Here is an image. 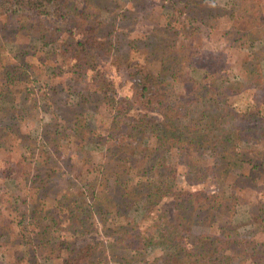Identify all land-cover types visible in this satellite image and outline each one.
I'll return each instance as SVG.
<instances>
[{
    "label": "trees",
    "instance_id": "obj_1",
    "mask_svg": "<svg viewBox=\"0 0 264 264\" xmlns=\"http://www.w3.org/2000/svg\"><path fill=\"white\" fill-rule=\"evenodd\" d=\"M210 3L228 12L209 14ZM111 8L118 25L106 30L99 12ZM258 17L264 20V0H170L168 7L158 0H0V90L26 93L59 121L42 131L28 183L14 181L23 195L14 198L8 182L0 187V264H30V250L40 264H116L94 256L96 237L111 255L148 254L143 263L117 264H165L164 251L168 264H237L242 250L246 264H264V202L244 193L255 192L264 175V85L248 87L241 65L255 46L264 48V36L250 48L243 42ZM133 30L140 34L129 38ZM36 38L37 47H6ZM182 56L187 64L173 70L169 62ZM32 85L48 93L38 99L26 92ZM3 108L33 131L39 112ZM79 121L105 139L80 135ZM1 139L22 161L19 139ZM67 155L79 157L69 176L60 165ZM6 171L0 168L3 177ZM185 175L195 187L184 186ZM173 194L171 217L155 223L152 208ZM223 196L231 199L229 217L247 203L252 222L227 233L230 218L194 205L215 208ZM110 227L121 231L98 236Z\"/></svg>",
    "mask_w": 264,
    "mask_h": 264
},
{
    "label": "rangeland",
    "instance_id": "obj_2",
    "mask_svg": "<svg viewBox=\"0 0 264 264\" xmlns=\"http://www.w3.org/2000/svg\"><path fill=\"white\" fill-rule=\"evenodd\" d=\"M222 2V0H219ZM158 4L164 5V7H168L170 5V0H158ZM207 12L212 15H223L228 12V9L224 7L222 4H214L210 3L207 8ZM116 10L114 8H111L110 10H102L99 12V18L102 19V27L106 30H115L118 25V18L115 14ZM49 20L55 19L56 22L60 21V17L55 14H51L47 16ZM140 33H137V30H133L129 34V38H132V35H138ZM264 36V20L260 17L257 18L256 24L252 26L251 28L247 29L243 33V42L245 47L250 48L251 42L254 40L259 39L260 37ZM41 44V41L36 39H32L29 42H15L13 44L6 43V47L9 51L17 48V47H28L29 45H34L35 47L39 46ZM260 48V49H259ZM255 56L253 57H246L242 58L241 65L243 68V80L244 83L248 87H256L258 85H264V48H261L260 45L255 46L254 48ZM17 59L23 63V65L28 69L30 73L33 75H37L40 72V67L36 65L35 63L28 62L23 55H18ZM187 64V57L182 56L178 60H172L169 62L170 67L174 70L180 67H185ZM197 75L198 73H195ZM191 82V81H188ZM26 92L29 94H33L38 98L41 99L46 93H48V88L45 86L40 85H32L31 87H28L26 89ZM80 93L78 88H74L72 90L73 97L77 96ZM26 93L16 92L14 90H8V91H2L0 90V168L5 167L7 171V176H2V173H0V187L3 185H6V182L9 184L7 185L6 189H8L12 194L14 198L19 199L20 196L23 195V188L19 186L14 185V181L17 184H21L23 187L28 183V180L30 176H32L37 167V154H38V148L39 144L44 138L42 135V131L44 130H53L59 126V121L55 120V115L51 112H41L39 104L33 103V100L29 97H25ZM73 105L71 110L74 113H81V104L80 103H74L71 102ZM4 105L6 107L8 105H11L13 112L21 113L25 110L27 111H36L39 112L38 117L34 120L35 127L33 128V131L24 132L21 130L17 123L19 122L18 117L13 113V116L10 115L7 111V109L3 108ZM3 106V107H2ZM61 116H57L58 119ZM77 130L79 131L80 135H83L91 142H97L100 140L105 139V135H99L92 133L90 126L87 122L79 121L77 123ZM7 135L9 137H15L19 139L20 141V147L22 151V156H20L23 160L19 162V159L16 158L18 156H15L12 154L10 148L8 145H6V142H4L3 139H1V136ZM63 134V132H62ZM18 145V146H19ZM24 153V155H23ZM70 154V152L68 153ZM79 156V153H78ZM71 158L69 155H67L63 160L60 161V165L67 175L70 174V169L76 162V160H79V157ZM20 171L21 174L19 176H22L20 179L21 181H18L14 178L16 171ZM98 173V172H97ZM11 179V180H10ZM61 177H57L55 183L60 182ZM184 186L186 188L195 187L192 185V179L193 177L190 175H185L183 178ZM5 182V183H4ZM78 182H72L73 184L79 183ZM26 183V184H25ZM62 184V183H60ZM23 191V192H22ZM245 197L250 198L252 200H255L256 198L259 199L261 202H264V175L261 178V181H259V186L256 188V191H252L248 188V190L244 191ZM175 194L165 196L161 199V201L155 205L151 210V215L154 217L156 222H162V219L160 216H168L171 217L172 211L174 210V197ZM13 201V199H11ZM10 203V202H9ZM195 206L199 208V210L202 213H207L209 216H214L217 218V220L224 221L227 219H231V223H226L224 225V230L227 233H234L237 231L238 227L240 228L245 225H249L253 218L249 217V211H248V204L247 203H240L237 204V212L232 216L229 217L230 211L232 210V203L231 199L227 196L219 197L217 199L215 208H209L206 206V204L203 201H198L197 203H194ZM205 213V214H206ZM158 215V217H155V215ZM101 229V228H100ZM121 231V228L118 227H110V228H102L101 232H99L98 236L106 237L108 235L113 236ZM2 239V238H0ZM8 240H6L7 242ZM159 249L157 250V253H159ZM262 253H264V250H261ZM153 251H150L149 254H152ZM93 254L94 256L98 258H104L105 255L109 256L113 263H129L133 261L142 262L145 261V259L148 258V254H139V255H127L126 257L122 258L120 255L115 254H109L106 250H104V247L102 245V242L100 238H95L93 241ZM169 251H164L162 253L163 260L165 264L169 263ZM245 255L246 253L242 250L240 251L239 259L237 260V264H246L245 263ZM28 258L30 260V264H40L39 258L33 254V251L30 250L28 253ZM143 263V262H142Z\"/></svg>",
    "mask_w": 264,
    "mask_h": 264
}]
</instances>
